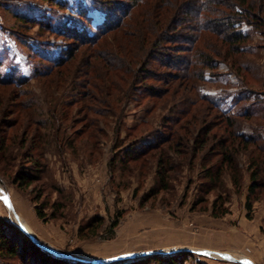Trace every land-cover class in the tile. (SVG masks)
I'll use <instances>...</instances> for the list:
<instances>
[{
    "label": "rangeland",
    "instance_id": "374dc122",
    "mask_svg": "<svg viewBox=\"0 0 264 264\" xmlns=\"http://www.w3.org/2000/svg\"><path fill=\"white\" fill-rule=\"evenodd\" d=\"M82 10L90 18L89 24L82 17ZM103 19V12L96 10L91 0H0V79L28 78L27 87L21 90H31L35 95L34 119L43 125L44 142L40 163L43 169L35 187L19 191L0 175V220L20 229L1 200L7 195L20 220L31 228L29 233L33 238L57 253L53 254L57 257L70 255L105 264H237L215 255L223 253L252 264H264L263 36L255 32L248 42L242 59L247 71L243 81L233 69L220 64L216 70L207 71L205 82H198L201 92L237 121L239 132L263 146L262 151L251 145L238 147L234 154L238 188L233 186V172L227 171L214 190L202 195L206 168L200 159L209 153L205 150L195 156L191 145L198 131L203 135L200 130L205 123L202 121L215 120V112L208 111L205 104L195 109L200 117L194 122L195 126L191 125L193 132L185 133L187 146L183 153H170L174 169L170 173L169 189L153 194L157 182L153 155L134 162L121 160L129 148L142 151L155 140L156 132L161 133L168 127L167 121L173 120L177 112L172 108L175 97L169 94L162 101L163 105L156 108L150 105L145 108V101L131 100L120 113L99 106L104 117L94 115L98 122L88 135L80 131L82 114L80 118L76 114V105L70 102L74 96L68 97L70 90H46L34 73L41 59L57 60L70 43L59 36L58 29L72 23L93 34ZM242 30L250 29L244 26ZM47 66L48 63H43V67ZM13 92L12 87L0 85V130L10 134L24 125L35 127L26 123L28 118L19 108ZM238 96L244 101L236 104L234 100ZM62 104L70 105L67 110L71 118H63L66 109ZM12 122L17 125L9 130L7 126ZM133 128L136 141H131L135 142L131 147L126 136ZM222 131L223 126H217L210 133L220 136ZM9 153L18 158L17 148L10 149ZM213 155L210 153L208 157ZM256 162L260 164L261 187L250 197L249 209L246 203L250 173L256 169ZM7 166L8 172L27 170L18 160ZM37 195L41 200L33 203L31 200ZM218 196L228 210L222 217L211 214V205ZM201 198L203 201L199 203ZM42 202L46 204L42 209L46 220L35 214V208H41ZM53 211L55 216L50 218ZM120 214L118 226L109 231ZM96 217L103 220L98 235L81 239L80 228ZM180 249L195 252L177 251ZM150 251L169 253L156 255V261H150L148 256L124 258L127 254ZM113 258L118 259L114 261ZM0 264L19 263L0 259Z\"/></svg>",
    "mask_w": 264,
    "mask_h": 264
},
{
    "label": "trees",
    "instance_id": "16d2710c",
    "mask_svg": "<svg viewBox=\"0 0 264 264\" xmlns=\"http://www.w3.org/2000/svg\"><path fill=\"white\" fill-rule=\"evenodd\" d=\"M91 3L96 10L103 12V22L95 27L93 34L79 24L71 23L58 29L59 36L70 43L57 60L43 58L42 63L35 65L37 80L45 84L46 90H70L68 97L74 96L70 102L76 105V114H82V133H90V129L96 126L98 120L93 118L94 115L104 117L99 106L120 113L131 100L145 101V108L149 105L156 108L163 105L162 101L169 94L172 98L178 97L173 99L172 108L177 112L173 120L167 121L168 127L161 133L156 132L155 140L145 145L142 151L129 148L121 160L134 162L153 155L157 167L153 194L169 189V177L174 169L170 153H183L184 146H187L185 133L193 132L191 125L195 126L194 122L200 117L195 109L206 104L208 111L215 112V120L202 121L205 123L200 130L203 135L198 131L191 145L195 156L205 150H208V155L214 153L212 157L205 154L200 159L206 168L201 184L202 195L214 190L227 171L233 172V186L238 188L234 159L238 147L251 145L262 151L263 146L258 140L239 132L237 121L209 95L201 92L198 82H205L207 71L216 70L220 64L233 69L241 80L245 79L247 71L242 59L248 50V42L255 32H259L264 39V0H91ZM81 14L89 24L86 11L82 10ZM244 26L250 30L244 32ZM48 29H51L50 26ZM43 63L49 66L45 68ZM28 82V78L24 77L0 79V85L12 87L19 108L28 118L26 123L35 125L34 128L26 125L16 128L14 134L0 130V175L19 191L35 187L43 169L40 168L44 152L43 125L40 120L34 119L35 95L31 90H21V87H27ZM241 101L244 100L238 96L234 103ZM69 107L62 104V108L66 109L63 110V118H71L67 110ZM215 123L218 125L214 126ZM16 125L12 122L7 127L10 130ZM217 126H223L220 136L217 133L211 135L210 132ZM126 141L131 147L134 145L135 142H131L136 141L134 128L126 136ZM58 143L61 145V142ZM13 148L19 151V159L9 153ZM17 160L27 170L8 172L7 165ZM256 163V169L250 173L246 203L249 209L250 197L261 187L260 164ZM40 200L41 196L37 195L31 201L37 203ZM202 201L203 198L199 203ZM44 205L42 202L41 208H35V214L41 220L47 219L42 210ZM211 207L214 217L228 213L220 196L216 197ZM54 216L53 211L49 217ZM121 216L112 222L109 231L118 226ZM102 226L103 220L96 217L80 228L79 237H96ZM148 258L156 261L157 256ZM0 259L19 264H105L57 257L5 220H0Z\"/></svg>",
    "mask_w": 264,
    "mask_h": 264
},
{
    "label": "water",
    "instance_id": "95a60500",
    "mask_svg": "<svg viewBox=\"0 0 264 264\" xmlns=\"http://www.w3.org/2000/svg\"><path fill=\"white\" fill-rule=\"evenodd\" d=\"M7 209L13 214L14 218H15V221L17 222L19 228L25 233L27 234L32 240L33 242H35L37 245L41 246L42 248H44L45 250L49 251V252H52L53 254H56L58 255L57 253H55L53 250L49 249V248H46L44 246H42L35 238H33V236L23 227L22 223H21V220L18 216V214L15 212V209H14V206L13 204L11 203V200L9 198V196L5 195L2 199H1ZM177 251H185V252H191L192 250H189V249H180V250H177ZM192 252H195V251H192ZM169 252H164V251H150V252H142V253H132V254H127L124 256V258H142V257H146V256H153V255H163V254H168ZM199 253H205V252H199ZM208 253V252H207ZM215 255L225 259V260H228L230 262H233V263H237V264H252L250 262H247V261H243V260H239L237 258H234V257H231V256H228V255H225L223 253H215ZM65 258H68V259H72L74 261H82V262H87V263H96V262H103V261H91V260H81V259H78L76 257H72L70 255H63ZM118 258H113L114 261H116Z\"/></svg>",
    "mask_w": 264,
    "mask_h": 264
},
{
    "label": "bare ground",
    "instance_id": "6f19581e",
    "mask_svg": "<svg viewBox=\"0 0 264 264\" xmlns=\"http://www.w3.org/2000/svg\"><path fill=\"white\" fill-rule=\"evenodd\" d=\"M17 223V222H16ZM21 223H22V225H23V227L28 231V232H32V230H31V228L29 227V225L25 222V221H23V220H21Z\"/></svg>",
    "mask_w": 264,
    "mask_h": 264
}]
</instances>
